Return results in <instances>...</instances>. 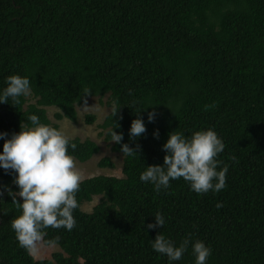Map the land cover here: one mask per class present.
Segmentation results:
<instances>
[{
  "label": "trees",
  "instance_id": "trees-1",
  "mask_svg": "<svg viewBox=\"0 0 264 264\" xmlns=\"http://www.w3.org/2000/svg\"><path fill=\"white\" fill-rule=\"evenodd\" d=\"M106 95L123 177L36 200L100 151L48 143L46 108L75 123ZM54 263L264 264V0H0V264Z\"/></svg>",
  "mask_w": 264,
  "mask_h": 264
},
{
  "label": "rangeland",
  "instance_id": "rangeland-1",
  "mask_svg": "<svg viewBox=\"0 0 264 264\" xmlns=\"http://www.w3.org/2000/svg\"><path fill=\"white\" fill-rule=\"evenodd\" d=\"M26 94L28 104H35L36 99L32 97L28 90ZM46 110L48 118L51 121V125L58 126L56 133H50L48 135V143H54L67 138H80L81 140L90 139L99 145L100 151L86 163H80L70 157L64 158L62 160L63 172L55 179L49 178L47 174H38L33 191L30 192L36 197V200L43 198V192L45 190L56 189L63 185L75 184L94 176L107 175L123 177L122 170L124 156L121 153H117L112 150L114 140H106L107 130L101 127L106 116H108L112 111V105L108 95L102 98H88L84 105L77 107L78 120L75 123L68 119L57 120L55 115L59 112V110L55 107H47ZM88 115L95 117V121L92 124H88L86 122V117ZM104 158L110 159L113 162L114 167L100 168L98 164ZM100 201L101 196L94 197L91 202L85 203L82 206L83 211L87 213L92 212L93 207ZM61 251L62 249L58 245H44L41 237H34L32 240L31 254L36 260L52 259V255L54 253Z\"/></svg>",
  "mask_w": 264,
  "mask_h": 264
}]
</instances>
